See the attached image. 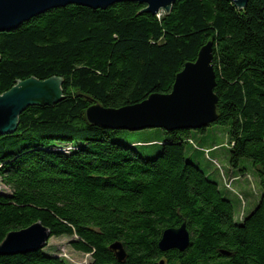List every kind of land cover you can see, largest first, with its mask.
<instances>
[{
	"label": "trees",
	"instance_id": "1",
	"mask_svg": "<svg viewBox=\"0 0 264 264\" xmlns=\"http://www.w3.org/2000/svg\"><path fill=\"white\" fill-rule=\"evenodd\" d=\"M145 8L137 1L95 9L70 4L0 32V94L18 81L54 76L63 94L53 105L29 106L16 130L0 135V181L10 191L0 190V243L9 231L39 221L50 237H73L71 246L89 254L90 264H264V0L241 8L231 0H176L158 14ZM208 41L214 122L199 129L146 127L139 131L160 129L163 139L129 144L117 138L137 131L88 122L85 112L94 103L120 108L171 92L176 74ZM216 125L227 140H202L195 148L217 166L221 189L185 157L186 146ZM155 141L161 148L153 158L134 148ZM220 148L238 174L226 175L209 155ZM243 159L255 169L261 195L237 220L225 196L234 191L223 178L251 180ZM183 222L188 248L159 251L163 230ZM115 241L125 250L123 262L109 248ZM0 264L68 263L40 249L0 255Z\"/></svg>",
	"mask_w": 264,
	"mask_h": 264
},
{
	"label": "water",
	"instance_id": "2",
	"mask_svg": "<svg viewBox=\"0 0 264 264\" xmlns=\"http://www.w3.org/2000/svg\"><path fill=\"white\" fill-rule=\"evenodd\" d=\"M137 1L145 4L148 13L169 12L176 0H0V32L17 27L22 22L49 9L65 5L106 8L113 3ZM237 7L247 0H231ZM212 42L204 44L194 62H187L175 76L172 90L167 94L153 93L134 105L104 108L98 103L85 112L88 122L103 129L139 131L146 127L174 129H199L217 118L218 97L214 93L216 76L212 65ZM62 80L50 77L40 80L30 77L18 81L8 91L0 94V135L16 130L19 115L29 106L53 105L63 98ZM50 231L37 221L26 228L9 231L0 243V255L27 253L43 249L50 238ZM190 244L185 222L178 227L163 230L158 241L161 252L176 249L184 251ZM115 258L123 262L125 250L120 241L109 245ZM225 256L231 252L220 250ZM163 264V260L160 261Z\"/></svg>",
	"mask_w": 264,
	"mask_h": 264
},
{
	"label": "rangeland",
	"instance_id": "3",
	"mask_svg": "<svg viewBox=\"0 0 264 264\" xmlns=\"http://www.w3.org/2000/svg\"><path fill=\"white\" fill-rule=\"evenodd\" d=\"M225 130L226 129L224 127L218 125L210 126L208 128L207 135L203 139H199L200 137L198 136L194 139L195 146H186L187 151L185 153L186 159L198 165L208 175V178H210L211 180H218L217 182L220 189L222 188V184L216 175L217 171H219L217 170V166L211 163L206 158V156H203L201 152H198L195 147L200 145L202 143V140L206 141L208 144L214 143L216 145H222L225 140H227ZM127 133L134 136H119L117 138V141L123 144H129L130 141L136 139L146 141L163 139V135L160 129H147ZM56 143L63 145L65 144V142L63 141H56ZM160 145L161 143L159 141H155L152 143L144 144V146L135 145L134 148L141 157L153 158L159 154L161 148ZM209 155L215 157L222 170H232L234 174L239 173L238 169H230L227 154L224 148H220L216 151H211ZM243 166H247L246 171L251 180L241 178L240 180L234 181L231 185L234 192L225 194V196L230 199L235 206V218L237 220H240V214L242 213V211L244 213H248L258 203L261 195V189L255 169L251 166L249 161L245 159L241 161V167ZM0 190L4 193L10 192L9 189L4 186L1 181ZM72 239L73 237L71 236L50 237L42 251L47 254L57 255L63 258L68 264H90V255L76 251L70 244Z\"/></svg>",
	"mask_w": 264,
	"mask_h": 264
},
{
	"label": "built area",
	"instance_id": "4",
	"mask_svg": "<svg viewBox=\"0 0 264 264\" xmlns=\"http://www.w3.org/2000/svg\"><path fill=\"white\" fill-rule=\"evenodd\" d=\"M214 162H215V161H214ZM216 164H217V163H216ZM223 179H224V185H225V187L228 188V189H230V190H232V191H234V190L232 189L231 185H232V182L234 181V179H237V178H231V179L223 178Z\"/></svg>",
	"mask_w": 264,
	"mask_h": 264
},
{
	"label": "crops",
	"instance_id": "5",
	"mask_svg": "<svg viewBox=\"0 0 264 264\" xmlns=\"http://www.w3.org/2000/svg\"><path fill=\"white\" fill-rule=\"evenodd\" d=\"M226 175H228V176H229V175H232V174H231V172H230V171H227Z\"/></svg>",
	"mask_w": 264,
	"mask_h": 264
}]
</instances>
